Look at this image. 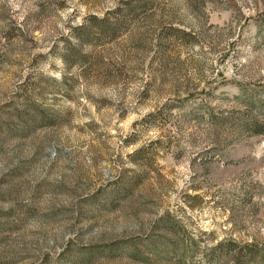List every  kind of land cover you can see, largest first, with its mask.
Listing matches in <instances>:
<instances>
[{
	"label": "rangeland",
	"instance_id": "374dc122",
	"mask_svg": "<svg viewBox=\"0 0 264 264\" xmlns=\"http://www.w3.org/2000/svg\"><path fill=\"white\" fill-rule=\"evenodd\" d=\"M0 264H264V0H0Z\"/></svg>",
	"mask_w": 264,
	"mask_h": 264
}]
</instances>
